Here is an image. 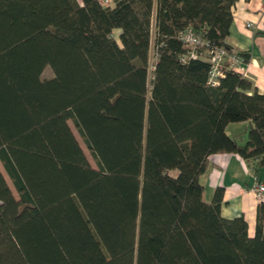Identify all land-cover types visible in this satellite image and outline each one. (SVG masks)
I'll list each match as a JSON object with an SVG mask.
<instances>
[{
  "label": "trees",
  "instance_id": "obj_1",
  "mask_svg": "<svg viewBox=\"0 0 264 264\" xmlns=\"http://www.w3.org/2000/svg\"><path fill=\"white\" fill-rule=\"evenodd\" d=\"M236 1L0 0V264H264V202L250 233L199 181L214 153L264 166V95L209 85V47L183 62L178 35L231 50Z\"/></svg>",
  "mask_w": 264,
  "mask_h": 264
},
{
  "label": "crops",
  "instance_id": "obj_2",
  "mask_svg": "<svg viewBox=\"0 0 264 264\" xmlns=\"http://www.w3.org/2000/svg\"><path fill=\"white\" fill-rule=\"evenodd\" d=\"M233 19L225 39L233 50L247 55L245 78L264 95V0H238L232 9ZM154 24V14L152 15ZM252 23L254 28L247 24ZM119 35L120 29H115ZM250 93V92H249ZM249 121L229 123L227 135L242 144L247 138ZM258 159L245 160L233 152L214 153L208 157L205 171L199 176L202 198L210 202L215 189L223 188L221 214L232 218L243 215L249 232H254L256 208L260 203L251 190L252 172L264 182V166ZM254 167L248 171V167ZM264 226V224H263Z\"/></svg>",
  "mask_w": 264,
  "mask_h": 264
},
{
  "label": "built area",
  "instance_id": "obj_3",
  "mask_svg": "<svg viewBox=\"0 0 264 264\" xmlns=\"http://www.w3.org/2000/svg\"><path fill=\"white\" fill-rule=\"evenodd\" d=\"M104 5H113L115 0H99ZM249 27L254 28L252 23L247 24ZM180 40L188 47L187 53L181 57L183 62L189 58L197 57V49L203 45L208 46L210 50L209 70L207 74V83L209 85H217L221 78L225 76L228 71H234L243 75L246 71L247 59L239 52L228 50L222 46H211L208 41H204L200 36L187 27L179 32ZM158 53L153 49V57L149 62L148 72L152 74L155 69ZM254 167H248V171ZM252 171V170H251ZM252 185L251 190L254 192L258 201L264 202V182L259 180L255 172H252Z\"/></svg>",
  "mask_w": 264,
  "mask_h": 264
},
{
  "label": "rangeland",
  "instance_id": "obj_4",
  "mask_svg": "<svg viewBox=\"0 0 264 264\" xmlns=\"http://www.w3.org/2000/svg\"><path fill=\"white\" fill-rule=\"evenodd\" d=\"M152 23H153V20H152ZM153 27H154V25L152 24V33H153ZM113 36H114L115 40L120 44L118 34L116 33V31H113ZM152 38H153V35H152ZM152 57H153V48H151L150 52H149V61L152 59ZM52 76H53V72H52L51 68L49 66L44 67V69L42 70V73H41V78L46 79V78H51ZM151 77H152V74L148 73V88L150 86L149 80L151 79ZM148 96H149V92H148ZM68 124H69L70 129L72 130L76 140L78 141L80 147L82 148L86 158L88 159L89 163L91 164L92 167H96L97 165H96L95 160L93 159L92 155L90 154L89 150L87 149L86 145L84 144L83 139L79 135V133H78L77 129L75 128L72 120H68ZM0 171L3 174L9 188L12 190L13 194L16 196V192L14 190V187H13L10 179L8 178L1 162H0Z\"/></svg>",
  "mask_w": 264,
  "mask_h": 264
}]
</instances>
